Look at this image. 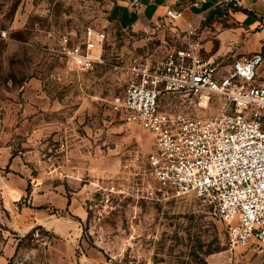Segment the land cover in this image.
Returning <instances> with one entry per match:
<instances>
[{
  "label": "rangeland",
  "instance_id": "374dc122",
  "mask_svg": "<svg viewBox=\"0 0 264 264\" xmlns=\"http://www.w3.org/2000/svg\"><path fill=\"white\" fill-rule=\"evenodd\" d=\"M109 6L108 0H0V189L14 172L30 181L20 208L37 196L36 210L78 222V259L237 264L227 224L213 209L195 195L159 191L147 165L155 136L128 121L118 106L135 60L160 61L184 47L168 40L167 26L139 33L124 28ZM87 26L107 38L100 62L81 70L62 43L65 36L81 41ZM161 104L177 113L193 111L180 94L166 95ZM223 104L217 100L203 114L217 116ZM51 194L77 198L86 217L48 206ZM2 206L0 190V264H53V234L40 226L17 233Z\"/></svg>",
  "mask_w": 264,
  "mask_h": 264
},
{
  "label": "built area",
  "instance_id": "2783aa9c",
  "mask_svg": "<svg viewBox=\"0 0 264 264\" xmlns=\"http://www.w3.org/2000/svg\"><path fill=\"white\" fill-rule=\"evenodd\" d=\"M206 2L226 18L244 0H184L186 7ZM181 16L180 10L167 11L171 21ZM106 38L105 31L87 26L77 43L64 37L63 53L79 69H93ZM263 62L264 55L255 53L224 68L202 59L189 41L160 61L135 60L118 106L128 121L155 136L147 165L159 191L197 196L227 224L233 249L254 246L264 253V82H257ZM177 94L191 101V113L163 108L162 99ZM217 100L224 102V111L203 114Z\"/></svg>",
  "mask_w": 264,
  "mask_h": 264
},
{
  "label": "crops",
  "instance_id": "0c3cea01",
  "mask_svg": "<svg viewBox=\"0 0 264 264\" xmlns=\"http://www.w3.org/2000/svg\"><path fill=\"white\" fill-rule=\"evenodd\" d=\"M109 15L113 21L134 33L152 27L168 28L169 41L186 48L189 41L197 44V52L204 60L228 67L236 58L262 53L264 55V0H244L240 9L224 18L222 11L213 8V2L186 7L184 0H108ZM174 8L182 11L177 21L167 17ZM194 34L190 35V31ZM257 82H264V62L258 70ZM1 187L3 211L11 228L25 235L35 227H43L53 234L50 253L53 264H95L87 254L76 257L81 243L79 223L68 215H50L49 210H36L37 196L28 206L20 208L19 201L26 194L30 181L14 172L7 173ZM45 204L58 210L72 211L81 219L87 211L77 198L61 194L46 195ZM46 210V211H45ZM237 264H264V253L254 246L236 248ZM91 254V253H89ZM93 255V254H92ZM96 258V255L92 256ZM98 264H103L96 258ZM80 261V262H74ZM96 263V264H97Z\"/></svg>",
  "mask_w": 264,
  "mask_h": 264
}]
</instances>
